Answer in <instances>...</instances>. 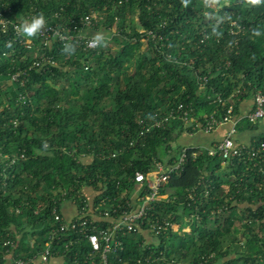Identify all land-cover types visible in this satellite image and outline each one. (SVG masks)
Segmentation results:
<instances>
[{"label": "trees", "instance_id": "1", "mask_svg": "<svg viewBox=\"0 0 264 264\" xmlns=\"http://www.w3.org/2000/svg\"><path fill=\"white\" fill-rule=\"evenodd\" d=\"M92 13L103 14L95 50L72 43L68 54L63 43L17 38L11 25L0 35V264L6 241L22 258L44 250L57 227L54 206L124 203L135 173L166 161L178 138L194 133L178 120L141 136V120L179 105L202 121L222 119L229 107L238 117L243 101L264 94V0H0V16L19 25L41 14L55 25ZM27 39L31 49L21 44ZM41 55L53 64L32 67ZM30 67L24 88L10 82ZM198 77L207 79L203 88ZM255 125L243 119L237 132ZM262 141L264 134L251 145ZM162 192L170 197L153 204V215L180 232L160 234L157 245L139 232L125 236L112 264H264V174L249 160L223 168L221 158L189 148ZM89 249L58 234L49 264H88Z\"/></svg>", "mask_w": 264, "mask_h": 264}, {"label": "built area", "instance_id": "2", "mask_svg": "<svg viewBox=\"0 0 264 264\" xmlns=\"http://www.w3.org/2000/svg\"><path fill=\"white\" fill-rule=\"evenodd\" d=\"M102 22V13H92L81 17L78 22L69 21L64 24L46 25L36 36L43 39L45 46L51 45L53 42L63 43L65 45L76 43L79 48H83L86 51L95 50L99 46L102 37L98 35L92 37L87 36L85 35V31L96 29ZM10 25L13 26L16 37H22L20 25L12 21H7L1 16L0 35L5 34ZM111 32L113 34L116 32L115 27L111 28ZM230 34L233 35L234 31H231ZM98 37L100 38L98 39ZM21 44L27 49H31L33 46L30 39H27ZM168 57L170 58V56ZM50 63L53 64L50 59L41 55L39 60L33 63L32 67L39 69ZM32 67L20 69L13 73L10 77V82L12 84H19L24 88L28 82L29 71L32 70ZM206 82V77L197 78V83L200 88H203ZM222 102L221 96L218 95L214 103L222 104ZM243 119H246L250 124H257L260 120L264 119L263 93L258 92L255 95L254 109ZM243 119L234 116L233 107H229L222 119L210 116L203 117L202 121L191 118L190 111L184 108L183 105H179L164 117L141 120L140 125L142 130L140 135L144 136L149 131L155 129H166L167 126L178 120L184 122L186 128L193 130L194 133L190 134L197 132L210 134L217 128L231 123V130L223 140L213 143L208 148L195 149L205 151L209 157L221 158L223 160V168H227L232 159H245L249 160L255 172L264 174V141L252 146L238 145L233 140V136L237 134V126ZM188 149L184 147L178 154L171 153L164 162L154 159L152 169L146 174L136 172L133 179L135 183L134 190L127 195L124 203H122L121 199L119 202L116 200L102 199L96 205L84 202L79 208L78 214L71 220L65 219L63 207L66 204L75 206L77 204L75 200L65 201L61 209L54 206L51 216L57 224V227L53 235L49 238V242L46 244L44 250L37 256L22 258L20 253L16 254L18 245L11 241H6L4 246L7 248V264H49L50 259L55 255L53 245L55 236L58 234L61 236H71L77 242L86 240L90 248L85 260V263L88 264H112L111 258L123 251L122 238L138 232L148 238L150 240L149 242L157 245L160 234L166 233L169 230L179 231L175 230V226L178 229L180 228L178 225L170 222L158 220L153 215L152 210L154 203L169 199L170 194L168 192L165 194L162 191L168 184L171 173L182 170L186 162ZM197 154V152H194L193 157L195 158ZM5 157L10 160V163L6 164L5 167L15 164L18 160L15 155ZM170 160L172 163L169 162ZM126 194L127 192L124 193L125 198ZM72 243L73 240L69 244L71 245ZM160 260L165 262L163 258H157L156 261L158 262ZM149 261H151V257L147 263ZM117 262L130 264L123 262L121 259L117 260ZM131 264H142V261L137 260Z\"/></svg>", "mask_w": 264, "mask_h": 264}, {"label": "crops", "instance_id": "3", "mask_svg": "<svg viewBox=\"0 0 264 264\" xmlns=\"http://www.w3.org/2000/svg\"><path fill=\"white\" fill-rule=\"evenodd\" d=\"M85 35L87 36H96L98 35L97 32L94 30H87L85 31ZM254 108V101L253 98H249L243 101L239 108L237 116L239 119L245 118ZM232 124L227 123L219 128H217L213 133L206 134L203 132H197L195 134L184 133L181 135L177 142L173 144L172 149L173 152L176 153L178 147H185V148H208L213 143L223 140L228 132L231 130ZM264 134V119L260 120L256 125L255 129L253 130H243L238 131L236 135L233 136V140L238 145H251L259 136ZM167 159V156L166 158ZM85 161L89 162L88 158L84 159ZM85 194L89 198H94L95 193L88 188H84ZM63 214L65 219L71 220L78 214L77 206L66 204L63 207ZM61 263L60 259H53L52 264H59Z\"/></svg>", "mask_w": 264, "mask_h": 264}, {"label": "clouds", "instance_id": "4", "mask_svg": "<svg viewBox=\"0 0 264 264\" xmlns=\"http://www.w3.org/2000/svg\"><path fill=\"white\" fill-rule=\"evenodd\" d=\"M46 19L41 14L38 16H34L31 19L25 20L20 25V32L22 36L26 38H32L38 35L46 26ZM258 34V33H257ZM100 37H98L99 39ZM64 51L68 54H71L75 51V49L71 45H65ZM48 145L45 143L44 148H47Z\"/></svg>", "mask_w": 264, "mask_h": 264}, {"label": "rangeland", "instance_id": "5", "mask_svg": "<svg viewBox=\"0 0 264 264\" xmlns=\"http://www.w3.org/2000/svg\"><path fill=\"white\" fill-rule=\"evenodd\" d=\"M100 31V30H99ZM99 34H100V32H98ZM101 35V34H100ZM146 46V45H145ZM12 88H14V86L12 85L11 86ZM187 226V224L186 223H184L183 225H181V227L182 228H184V227H186ZM175 230H179L178 232H180V230H181V228H179L178 229V227L177 226H175ZM186 231L188 230V229H185ZM236 230H240V223H237L236 224ZM151 238V237H150Z\"/></svg>", "mask_w": 264, "mask_h": 264}]
</instances>
